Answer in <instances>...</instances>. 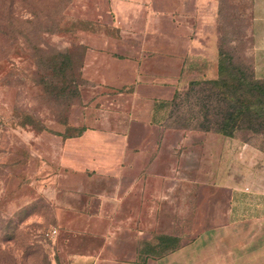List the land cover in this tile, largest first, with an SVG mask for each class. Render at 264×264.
Listing matches in <instances>:
<instances>
[{
    "label": "rangeland",
    "instance_id": "1",
    "mask_svg": "<svg viewBox=\"0 0 264 264\" xmlns=\"http://www.w3.org/2000/svg\"><path fill=\"white\" fill-rule=\"evenodd\" d=\"M194 3L156 0V28L206 41L209 63L216 59L217 65L219 56L231 63L234 76L224 75L229 85L242 76L255 80L251 0H208V20ZM139 7V0H0V264H66L64 254L72 247L64 244L65 225L93 223L90 197L71 195L67 181L78 178L86 186L95 171L70 167L66 145L78 136H67L116 131L119 107L132 105L136 74L148 79L164 73V57L143 54ZM210 79L196 77V84L191 80L168 92L170 98L158 103L165 109L162 132L146 129L145 140L174 144L175 175L182 173L184 148L191 176L209 177L216 170L210 162L216 141L206 152L200 144L210 136L203 132L218 133L214 128L229 102L220 94L225 89ZM139 91L154 93L146 86ZM236 127L232 138L264 154V121L241 120ZM65 197L73 198L78 212L61 209ZM221 198L224 213V190Z\"/></svg>",
    "mask_w": 264,
    "mask_h": 264
},
{
    "label": "crops",
    "instance_id": "2",
    "mask_svg": "<svg viewBox=\"0 0 264 264\" xmlns=\"http://www.w3.org/2000/svg\"><path fill=\"white\" fill-rule=\"evenodd\" d=\"M155 1L139 0V17L145 24L141 46L147 56L164 57V73L147 75L148 79L136 74V90L128 99L132 105L119 107L116 131H83L66 145L70 167L89 166L95 174L86 176V186L78 178L67 181L71 195L90 197L94 219L86 226L65 225L64 244L72 250L64 254L68 256L64 262L264 264V154L251 144L241 145L235 137L203 132L210 136L200 144L202 152L212 149V139L217 143L210 161L216 168L213 175L189 174L188 148L182 150V173L175 175L174 144L145 140L147 128L152 127L153 134L163 130L165 109L158 103L170 98L168 92L196 77H217L216 59L209 63L206 58V41L180 32L168 35L156 28ZM194 1L208 20V0ZM250 31L253 74L264 80V0H251ZM139 86L152 88L154 93L146 95ZM105 136L118 139L106 142ZM92 139L97 143L90 144ZM199 161L202 164L205 159ZM72 200L65 197L61 209L78 212ZM211 202L213 213L208 218Z\"/></svg>",
    "mask_w": 264,
    "mask_h": 264
},
{
    "label": "trees",
    "instance_id": "3",
    "mask_svg": "<svg viewBox=\"0 0 264 264\" xmlns=\"http://www.w3.org/2000/svg\"><path fill=\"white\" fill-rule=\"evenodd\" d=\"M231 68V63L219 56L217 61L218 77L207 80L225 89L220 94L222 100L229 102L228 110L224 113L223 121L219 125L217 124L214 130L226 137H231L233 130L237 128V122L241 120H247L250 123L253 120L264 121V80L255 77V80L246 82L242 76L233 85H229L230 83L224 75L234 76ZM190 83L196 84L197 82L192 80ZM36 129L42 130L43 128ZM204 130L209 129L204 127ZM81 133L82 130L78 131L76 135H68L67 137L79 136Z\"/></svg>",
    "mask_w": 264,
    "mask_h": 264
},
{
    "label": "built area",
    "instance_id": "4",
    "mask_svg": "<svg viewBox=\"0 0 264 264\" xmlns=\"http://www.w3.org/2000/svg\"><path fill=\"white\" fill-rule=\"evenodd\" d=\"M56 231L55 230H53V233H55Z\"/></svg>",
    "mask_w": 264,
    "mask_h": 264
}]
</instances>
